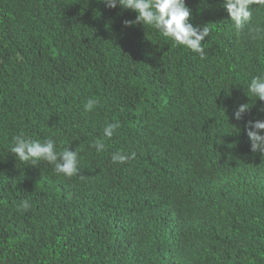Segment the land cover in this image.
<instances>
[{
    "label": "trees",
    "instance_id": "16d2710c",
    "mask_svg": "<svg viewBox=\"0 0 264 264\" xmlns=\"http://www.w3.org/2000/svg\"><path fill=\"white\" fill-rule=\"evenodd\" d=\"M185 4L210 28L203 59L103 0H0V264H264V154L247 135L264 120L248 92L264 9L238 31L224 0ZM20 134L76 150L78 174L20 162Z\"/></svg>",
    "mask_w": 264,
    "mask_h": 264
},
{
    "label": "clouds",
    "instance_id": "9594fccd",
    "mask_svg": "<svg viewBox=\"0 0 264 264\" xmlns=\"http://www.w3.org/2000/svg\"><path fill=\"white\" fill-rule=\"evenodd\" d=\"M106 7L116 8L117 5L122 9L133 10L137 13L135 20L124 21L125 26L134 23H141L143 26H150L157 30L163 37L170 38L178 46L199 54L203 59L205 56L202 42L209 36L210 28L205 25L202 28L193 26L189 22L191 10L186 6L185 0H103ZM224 7L229 14L230 21L236 30H241L247 25L253 15V8L264 9V0H224ZM255 33L262 30L256 28ZM248 92L252 96L264 101V73L254 76L248 83ZM249 96V95H248ZM99 104L97 99H88L84 105L85 111H92ZM248 103L240 104L234 111L236 120L242 119L243 115L249 110ZM120 122L114 121L106 123L103 128V135L111 138L115 131L120 128ZM247 135L251 142V151L264 154V120L257 119L248 121ZM92 147L97 152L105 149L102 140L97 139ZM10 152L20 162L36 166L39 161H46L54 165V172L57 175H63L71 178L77 175L78 153L77 151L65 148L61 152L56 151L55 142L52 139H45L43 142L31 138H25L23 134L12 137ZM132 156L116 152L112 154L113 163H124ZM21 206L27 209L26 201L21 202Z\"/></svg>",
    "mask_w": 264,
    "mask_h": 264
}]
</instances>
